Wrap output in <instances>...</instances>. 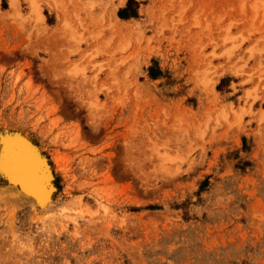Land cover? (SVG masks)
Here are the masks:
<instances>
[{
	"label": "rangeland",
	"instance_id": "1",
	"mask_svg": "<svg viewBox=\"0 0 264 264\" xmlns=\"http://www.w3.org/2000/svg\"><path fill=\"white\" fill-rule=\"evenodd\" d=\"M129 1L0 0V264H264V0Z\"/></svg>",
	"mask_w": 264,
	"mask_h": 264
},
{
	"label": "bare ground",
	"instance_id": "2",
	"mask_svg": "<svg viewBox=\"0 0 264 264\" xmlns=\"http://www.w3.org/2000/svg\"><path fill=\"white\" fill-rule=\"evenodd\" d=\"M124 1L121 3L124 4ZM17 3L18 0H10L11 8H16ZM42 153V150L36 148L23 134L4 132L0 135V176L7 184L6 194L13 196L19 207L22 204H31L33 208L39 206L45 209L53 201L57 191L54 171ZM17 205L15 204V207Z\"/></svg>",
	"mask_w": 264,
	"mask_h": 264
},
{
	"label": "trees",
	"instance_id": "3",
	"mask_svg": "<svg viewBox=\"0 0 264 264\" xmlns=\"http://www.w3.org/2000/svg\"><path fill=\"white\" fill-rule=\"evenodd\" d=\"M133 3H135V2H134L133 0H130L129 3H128V7H129L130 5H132ZM125 12H127V9L123 10V11L120 13V17H121L122 19H124V18H128V17H125ZM132 17H134V15H132Z\"/></svg>",
	"mask_w": 264,
	"mask_h": 264
},
{
	"label": "water",
	"instance_id": "4",
	"mask_svg": "<svg viewBox=\"0 0 264 264\" xmlns=\"http://www.w3.org/2000/svg\"><path fill=\"white\" fill-rule=\"evenodd\" d=\"M13 135H15V134H13Z\"/></svg>",
	"mask_w": 264,
	"mask_h": 264
}]
</instances>
